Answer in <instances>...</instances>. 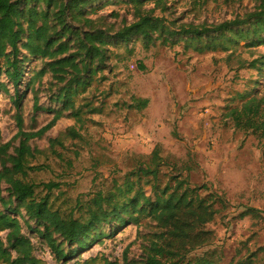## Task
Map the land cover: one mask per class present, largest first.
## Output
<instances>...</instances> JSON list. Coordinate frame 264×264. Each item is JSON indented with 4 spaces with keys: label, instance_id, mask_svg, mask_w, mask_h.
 <instances>
[{
    "label": "rangeland",
    "instance_id": "rangeland-1",
    "mask_svg": "<svg viewBox=\"0 0 264 264\" xmlns=\"http://www.w3.org/2000/svg\"><path fill=\"white\" fill-rule=\"evenodd\" d=\"M87 1L86 16L99 22V29L107 35L105 65L109 68L78 103H91L102 112L85 114L84 122L78 124L81 139L69 138L68 129L76 124L69 118L42 138L30 141L34 156L29 166L33 171L26 180L38 187L40 198L48 195L42 185H57L49 196L51 201L64 214L76 213L79 217L82 212L78 205L99 192H113L116 183L121 184L146 163L139 158L149 159L153 147L160 143L167 159L161 169L165 182L170 179L174 187L172 178L181 175L210 203L218 196L226 200L225 206H216L220 212L206 226L212 241L189 255L188 260L207 256L217 264H264V142L236 131L227 118L231 109L252 96H264V46L249 49L242 41L231 46L230 52L199 54L195 51L198 45L190 38L179 37L174 45L157 42L145 51L141 40L134 37L129 43L134 54L129 55L126 44L116 38L122 27L134 20L128 1ZM59 2L69 4L70 0ZM152 4L148 2L146 8H154ZM169 7L165 17L177 27L220 25L245 19L254 12L256 0H170ZM70 23L74 29L89 30ZM49 63L47 59L28 58L18 88L5 73L0 75V84L8 89V94L0 91V148L11 144L1 155L0 171L4 165L13 167L10 158L21 146V139L15 138L19 120L25 133H37L53 120L49 112H36L35 98L42 109L60 108L53 104L52 97L63 86L55 85L50 75L28 87ZM16 95L23 96L19 108L12 100ZM134 98L149 99V108L143 113L128 111L125 104ZM142 134L150 140H143ZM55 139L65 146L57 144L52 149ZM247 208L257 210L258 215L241 219ZM0 210L21 223L22 235L33 245L34 264H141L146 247L158 233L148 221L140 226L128 224L118 232L115 224L107 225L104 232H116L114 238L65 263L58 261L34 233L36 224L29 221L25 207L11 199L5 183L0 185ZM9 232L0 233V243L16 260L17 253L7 243ZM0 264H5L4 259L0 258Z\"/></svg>",
    "mask_w": 264,
    "mask_h": 264
},
{
    "label": "trees",
    "instance_id": "trees-1",
    "mask_svg": "<svg viewBox=\"0 0 264 264\" xmlns=\"http://www.w3.org/2000/svg\"><path fill=\"white\" fill-rule=\"evenodd\" d=\"M127 1L134 20L131 24H125L116 38L126 44L125 50L129 55L134 54V49L129 46L134 37L141 40L145 51L155 47L157 42L163 46L174 45V40L179 37L190 38L198 45L195 51L199 54L230 52L231 46L242 41L249 49L264 46V0H256L254 12L242 20L220 25L180 27L165 17L170 11V0ZM148 2H152L154 8L147 9ZM87 5V0H70L69 4L60 3L59 0H0V75L5 73L18 88L25 61L28 58L47 59L50 63L35 75L28 87L48 75L55 85L63 86L52 97L53 104L59 105V109H42L35 98L36 112L53 115L49 125L37 133H25L23 122L19 120V133L15 138L21 139V146L15 150L16 156L10 158L13 167L4 165L0 171V185L5 183L11 199H17L25 207L29 221L37 226L34 233L58 261L68 263L104 240L114 238L116 232L110 235L104 232L107 225L115 224L120 228L115 229L118 232L128 224L140 226L143 221H148L158 233L146 247L145 259L141 264H217L213 257L203 256L193 261L188 257L210 244L212 233L206 231V226L220 212L216 206H225L226 200L218 196V200L210 203L201 197L199 189H193L181 175L172 178L174 187L170 179L168 183L165 182L161 169L166 166L167 159L160 143L153 147L149 159L139 158L146 163L132 171L121 184L116 183L113 192H99L89 201L78 205L82 212L79 217H75L76 213L64 214L51 201L49 196L57 185H42L48 195L40 198L38 187L26 180L29 172L33 171L29 166V159L34 156L28 146L30 141L42 138L61 120L69 118L76 121L68 129L69 138L71 141L81 139L78 124L84 122L85 114L102 112L91 103H78L79 98H84L96 83H100V75L109 68V65H105L108 60L107 35L99 29V22L86 16L84 9ZM157 12L160 14L157 15ZM70 22L81 24L89 30L74 29ZM246 25L250 26L249 29H237ZM0 91L8 94L5 84H0ZM12 100L19 108L23 96L16 95ZM85 100L89 101L88 98ZM149 106V99L134 98L132 103L125 104L128 111L138 113ZM227 118L236 131L264 142L263 95H254L240 107L231 109ZM51 143L52 149L57 144L65 146L59 139ZM10 147L11 144H7L0 148V161L1 155L6 154ZM10 203L5 202V207ZM257 212L247 208L240 218L258 215ZM8 230V246L18 257L12 260L4 244L0 243V258L4 259L5 264H34L33 245L22 235L21 223L0 210V233ZM104 264L117 263L105 261Z\"/></svg>",
    "mask_w": 264,
    "mask_h": 264
},
{
    "label": "crops",
    "instance_id": "crops-1",
    "mask_svg": "<svg viewBox=\"0 0 264 264\" xmlns=\"http://www.w3.org/2000/svg\"><path fill=\"white\" fill-rule=\"evenodd\" d=\"M145 111H146V110H145ZM137 113H138V112H137ZM142 113H143V112H142ZM141 137H142L143 140H146V139H147V140H150V139H149L146 135H144V134H142Z\"/></svg>",
    "mask_w": 264,
    "mask_h": 264
}]
</instances>
